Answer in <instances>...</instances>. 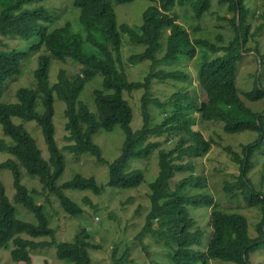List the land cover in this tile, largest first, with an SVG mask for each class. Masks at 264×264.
<instances>
[{
    "label": "trees",
    "instance_id": "1",
    "mask_svg": "<svg viewBox=\"0 0 264 264\" xmlns=\"http://www.w3.org/2000/svg\"><path fill=\"white\" fill-rule=\"evenodd\" d=\"M43 1L0 0V124L4 135L11 138L7 141L0 137V150L13 156L0 162V169L12 171L14 201L26 206L36 218L33 223L17 216L16 207L0 181V248H8L12 243L11 257L32 264V247L39 243L56 244L59 258L73 264H90V249L99 247L91 241L85 227H81L71 241L57 240L44 205L35 200L36 190L22 182L21 167H24L28 174L39 177L43 188L55 195L72 216L82 213L84 207L66 193L67 189H90L96 194L105 191V183L98 182L94 175L75 173L72 178L59 182L67 164L63 148L55 137V100L59 98L65 102L64 129L68 143L64 149L74 156L87 153L97 162H108L93 136L99 131L109 133L116 125L123 129L125 138L121 151L108 162L107 185L122 189L139 186L146 179V169L137 164L133 166V162H140L133 160H145L158 150L159 171L148 183L151 208L144 229L156 233L160 240L164 238L171 248V264H210L213 258L251 264L250 254L264 246V189L249 175L258 158L263 159L264 165V110H253L245 99L251 102L264 98V84L260 80L264 51L255 48L261 71L250 89L241 92L237 77L238 62L246 50L244 45L254 35L248 21L255 13L252 0H150L143 12V21L137 26L118 23L113 0H74V6L80 9L79 21L85 35L74 30L70 20L52 28L53 19L41 4ZM130 1L133 0H116L117 3ZM214 2L225 5L233 14L225 17L233 31L228 44L217 45L207 37L192 38L175 11L176 6H189L192 15L200 19ZM260 16L263 22L259 28L262 29L264 8ZM120 31L129 32L132 42L145 46L143 51L128 57L131 64L136 60H151L150 70L143 79H129L123 69V63L127 62L123 61ZM13 40H25L29 45L18 49L13 46ZM200 46L224 52L213 57L204 55V62L195 72L197 86L189 71L159 65L173 64L183 54L192 59ZM34 56L38 64L33 70V84L16 82L22 74V65ZM66 57L80 64L79 74L68 75L66 68L60 67L56 81L50 82L51 61H64ZM98 75L102 76V83L93 89L94 112L80 97L86 83ZM155 79L183 81L185 85L160 100L151 97ZM13 84L17 86L16 100L8 101L4 96ZM142 89V124L133 129L134 109L125 92ZM199 89L204 92V99L200 98ZM8 97L12 99L10 94ZM151 102L164 112L158 123L152 121ZM13 117L35 121L41 127L48 158L43 156L37 139L24 123L14 122ZM206 121L221 122L223 131L229 135L252 134L250 140L241 144V154L231 145L224 146L240 164V172L224 185L229 201L236 199V206H225L215 199L204 189V178L197 172L195 158L204 156L212 148L213 140L206 139L198 127V122ZM173 139V146L168 149L162 146ZM178 172L186 175L174 181ZM84 200L91 202L89 197ZM202 207L209 209L206 226L201 225L197 217L196 210ZM242 207L261 212L255 225L256 235L251 231L248 215L241 212ZM155 218L157 228L153 226ZM40 236L53 239L32 240ZM116 256L115 248L113 258L118 264L122 258ZM41 264L53 263L44 260Z\"/></svg>",
    "mask_w": 264,
    "mask_h": 264
},
{
    "label": "rangeland",
    "instance_id": "2",
    "mask_svg": "<svg viewBox=\"0 0 264 264\" xmlns=\"http://www.w3.org/2000/svg\"><path fill=\"white\" fill-rule=\"evenodd\" d=\"M74 0H44L41 4L49 11V15L53 19L54 27L63 25L67 20L71 21L72 28L76 31L82 32L85 35L82 23L79 21L80 9L74 6ZM151 3L150 0H133L130 2L117 3L113 0L115 12L117 14L118 23H128L131 26H137L143 21V12ZM255 13L252 14L248 21L251 25V36L247 43L246 52L243 51V57L239 60V71L237 77V84L241 92L250 89L254 85L256 75L260 74L261 67L255 57V48L258 47L264 51V27L259 28L263 22L261 12L264 8V0H252ZM175 11L179 15V19L183 22L187 29L191 32V37L208 38L209 41L217 44H228L233 37V31L229 27L228 17L233 14L227 10L225 5H220L214 2L211 9L206 12L202 18L198 19L192 15L191 7L176 6ZM227 17V18H225ZM257 31V32H256ZM122 36V55L124 71L129 79H143L149 72L151 60H136L132 64L129 63L128 57L132 53L141 52L145 46L132 42L129 32L120 31ZM13 46L21 49L27 48L29 43L27 41L13 40ZM197 55L190 59L186 54H183L180 60L173 64H159L164 68H180L189 71L195 82V72L199 66L204 62V55L209 57L222 54L224 51H210L203 49L202 46ZM160 55V54H159ZM125 59V60H124ZM27 63L22 65V74L16 82L33 84V70L37 66V58L30 57ZM80 64L69 57L64 61L53 59L50 66V82H55L57 79L58 70L60 67L66 68L68 75H76L80 72ZM160 66H156L159 68ZM256 70H258L256 72ZM260 80L264 84V66L260 75ZM102 83V76L98 75L89 80L82 93L81 99L88 104L90 110L96 112V105L94 102L93 89L100 86ZM35 85V79H34ZM185 82H177L174 80L160 81L155 79L152 82V98L166 99L177 88L184 86ZM30 86V85H29ZM17 86L12 85L10 91L6 93L4 98L8 101L16 100L15 89ZM144 90H138L132 93L125 92L126 98L134 109V117L131 122L133 129L141 127V97ZM13 93V97H12ZM10 94L9 99L8 95ZM200 98L204 99V92L199 89ZM243 97V95H242ZM244 98V97H243ZM246 103L255 111L264 110V98L258 101H248ZM42 110V105L39 106ZM65 102L59 98L55 100V115L54 122L56 125V140L59 147L63 148L66 157V168L59 182L68 180L74 176L75 173H81L84 176L94 175L98 182L105 183V191L102 194H96L90 189H67L66 193L74 200L81 203L84 211L78 215L72 216L67 213L60 205L55 195L50 194L47 189L43 188V183L38 176H32L27 173L24 167H21L22 182L27 185L29 189H35V200L42 203L45 212L50 218V225L55 229V236L60 241H71L74 239L76 232L85 227L91 234V241L99 244L98 248H91V263L90 264H115L113 258V250L117 249V258L122 260L118 264H171V248L163 240L159 238L156 233H151L146 227V215L151 208V201L149 199L148 183L155 178L159 171L158 166V150H154L153 155L147 159H135L133 161H140L134 163L145 168L146 179L137 187L131 188H113L107 185L109 178V164L114 160L121 151L125 133L120 125H116L109 133L99 131L93 136V139L101 146L106 163L97 162V160L85 153L79 156H74L71 151L64 149L68 143L64 129L65 123ZM150 113L152 114L153 122H160L163 119L164 112L154 104L149 105ZM16 123L23 122L26 128L37 139L38 145L42 148L44 157H49V151L45 142L44 134L39 125L35 121H25L20 117H13ZM198 127L201 129L206 139L213 140L212 148L202 157L195 158L197 172H200L206 183L204 189H208L215 199L220 200L225 206H236V199L232 202L228 199V194L224 189L227 181L233 179L235 173L240 172V164L232 158V155L224 148L226 145H231L238 153L241 154V144L247 142L252 138L250 132H242L229 135L223 131V125L219 121L198 122ZM108 134V135H105ZM0 137H5L7 141L11 138L5 136L0 124ZM173 141L164 142L163 147L169 148L173 146ZM8 157H13L10 153L0 150V162L6 160ZM186 175L185 172H178L174 181H178ZM253 181L264 189V165L263 159L256 160L254 168L249 172ZM263 180V181H261ZM0 181L4 184L6 194L10 201L16 207V214L19 218L36 222V218L30 210L22 203L14 201L15 187L13 184V173L9 168L0 169ZM192 189L191 191H193ZM85 197H89L91 202H86ZM243 205V204H241ZM197 217L201 225L206 226L209 216V209L205 207L196 210ZM241 212L248 215L250 220V228L254 235H256L255 225L261 217V212L256 208L242 207ZM154 228L158 227L157 218L154 220ZM142 232V233H141ZM142 234V235H140ZM28 236V235H27ZM30 237V236H28ZM51 236H40L32 238L34 242L52 241ZM101 245V247H100ZM12 243L9 247L0 248V264H26L23 261H15L10 254ZM56 244H41L31 248L32 264H41L44 260H49L53 264H73L68 259L59 258L56 254ZM251 264H264V246H260L255 252L250 254ZM210 264H235L233 262L223 261L218 258L210 260Z\"/></svg>",
    "mask_w": 264,
    "mask_h": 264
}]
</instances>
